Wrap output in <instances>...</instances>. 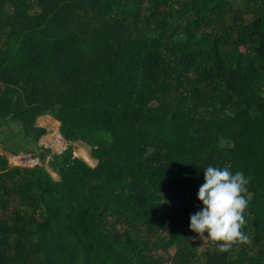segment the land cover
Listing matches in <instances>:
<instances>
[{
	"label": "trees",
	"instance_id": "obj_1",
	"mask_svg": "<svg viewBox=\"0 0 264 264\" xmlns=\"http://www.w3.org/2000/svg\"><path fill=\"white\" fill-rule=\"evenodd\" d=\"M1 134L38 165L0 154V264H264V0H0ZM209 165L250 181L227 251L189 229Z\"/></svg>",
	"mask_w": 264,
	"mask_h": 264
},
{
	"label": "clouds",
	"instance_id": "obj_2",
	"mask_svg": "<svg viewBox=\"0 0 264 264\" xmlns=\"http://www.w3.org/2000/svg\"><path fill=\"white\" fill-rule=\"evenodd\" d=\"M203 168V183L196 193L199 210L190 215L189 229L198 237L220 242L217 247L221 251L229 250L237 242H248L242 228L249 203L244 195L249 178L241 171L233 173L227 166Z\"/></svg>",
	"mask_w": 264,
	"mask_h": 264
},
{
	"label": "rangeland",
	"instance_id": "obj_3",
	"mask_svg": "<svg viewBox=\"0 0 264 264\" xmlns=\"http://www.w3.org/2000/svg\"><path fill=\"white\" fill-rule=\"evenodd\" d=\"M36 123L38 127L44 128L47 131V134L40 139L39 146L50 148L52 150V153H61L67 148L68 146L67 142H65L63 138L61 137V135L59 134V125H60L59 122H56V120L49 117L47 119L44 118L39 121L37 120ZM1 131L5 132L6 135H9V136L13 132L18 133L20 136L19 140H22L21 138L25 136L24 133L21 131V126L19 123L18 124L12 123L9 127L4 126L1 128ZM4 135L1 134L0 138L3 139ZM15 142L16 141H9L7 144L9 147H13V148L15 147L14 149H16ZM22 146L25 149L31 150L33 148V143L31 139L29 138L27 141H25L22 144ZM72 147H73V154L75 157L82 158L92 167L97 166V161L91 157L90 147H88L82 142L73 143ZM0 153H2L4 156L7 157L10 166L32 168L35 165H38V162L35 158L34 159L29 158L30 154L19 153L17 156H15L11 153L4 152L1 146H0ZM45 167L47 168V170L50 172L51 176L55 180L59 179L58 175L55 172H53L51 169H49L47 165H45Z\"/></svg>",
	"mask_w": 264,
	"mask_h": 264
},
{
	"label": "crops",
	"instance_id": "obj_4",
	"mask_svg": "<svg viewBox=\"0 0 264 264\" xmlns=\"http://www.w3.org/2000/svg\"><path fill=\"white\" fill-rule=\"evenodd\" d=\"M52 118L51 116H49V115H46V116H43V117H40V118H38L37 120L39 121V120H42V119H47V118ZM37 124V123H36ZM0 146H1V144H0ZM2 147V146H1ZM3 150V149H2ZM1 155H3L2 153H0Z\"/></svg>",
	"mask_w": 264,
	"mask_h": 264
},
{
	"label": "water",
	"instance_id": "obj_5",
	"mask_svg": "<svg viewBox=\"0 0 264 264\" xmlns=\"http://www.w3.org/2000/svg\"><path fill=\"white\" fill-rule=\"evenodd\" d=\"M27 158H28V157H27ZM29 158H30V159H34L35 157H34V156H32V155H30V156H29Z\"/></svg>",
	"mask_w": 264,
	"mask_h": 264
},
{
	"label": "bare ground",
	"instance_id": "obj_6",
	"mask_svg": "<svg viewBox=\"0 0 264 264\" xmlns=\"http://www.w3.org/2000/svg\"><path fill=\"white\" fill-rule=\"evenodd\" d=\"M57 122V121H56Z\"/></svg>",
	"mask_w": 264,
	"mask_h": 264
}]
</instances>
